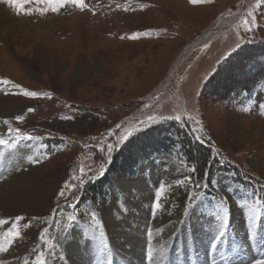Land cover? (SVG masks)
Returning a JSON list of instances; mask_svg holds the SVG:
<instances>
[{"label":"rangeland","instance_id":"obj_1","mask_svg":"<svg viewBox=\"0 0 264 264\" xmlns=\"http://www.w3.org/2000/svg\"><path fill=\"white\" fill-rule=\"evenodd\" d=\"M19 2L24 7L0 0V80L12 82L0 84V138L13 145L0 146V191L20 195L25 204L6 210L0 201V220L7 221L0 224V243L8 249L0 264H35L41 252L47 264L264 260V85L242 93L232 88L250 86L242 71L256 73L264 60V3L85 0L84 11L68 5L52 13L36 0ZM249 11L258 25L251 32L244 28ZM20 89L42 95L25 97ZM176 115L183 124L164 119ZM133 127L145 129L137 135L162 130L158 137L172 154L140 161L128 175L121 166L125 149L137 144L117 145L110 163L101 149ZM12 129L39 139H23ZM188 135L195 139L190 145ZM194 144L210 155L204 169L189 155ZM100 167H111L103 194L90 200L85 190L98 185L86 183L73 198L79 185L73 177ZM187 176L206 187L177 184ZM142 182L146 187L135 189ZM160 186L162 208L153 212ZM193 191L199 195L190 207ZM37 195L41 204L28 206ZM253 206L254 221L248 218ZM224 208L228 222L220 236ZM70 213L77 220L66 235Z\"/></svg>","mask_w":264,"mask_h":264},{"label":"snow or ice","instance_id":"obj_2","mask_svg":"<svg viewBox=\"0 0 264 264\" xmlns=\"http://www.w3.org/2000/svg\"><path fill=\"white\" fill-rule=\"evenodd\" d=\"M36 2L38 4H42L44 7L47 6L48 11H51L52 13H58L62 8L67 7L68 5H72L76 8H78L80 11H84L85 7H86L85 0H76V3H73V0H36ZM211 2H212V0H189V3L193 6L200 5L201 3H211ZM262 3H264V0H257L258 5H260ZM77 4L79 6H77ZM5 5H7V4H5ZM24 5L25 4L20 3L18 0L17 7H24ZM117 7H119V5H117ZM125 10H127V9H125ZM25 15L30 16L32 14L25 13ZM247 15H248V17H251V19H245L244 28H245V31L251 32L254 30L255 27L258 26L257 20H256L252 11H249ZM140 35H141L140 33H137V34L133 35L131 37V39H137ZM10 83H12V82L9 80H0V84H3V85H8ZM14 87L19 88V86H14ZM3 91L6 94H12V93H8L7 88H4ZM20 92H22L23 96L30 97V98H37L40 95H42L41 93H38L35 91H27V90H23V89H20ZM17 94H19V93H17ZM33 111H34V109L31 107H29L27 109V112H29V113H31ZM61 119H68V117H61ZM164 119L165 120H175L177 122H180L181 124L184 123L183 117L181 115H176L174 117L168 116V117H164ZM188 119L192 120V117H188ZM24 120H25V117L23 115H18L16 117V121L19 123H22ZM149 121L152 124L157 122L155 116L149 117ZM141 123H144V122H141ZM196 123H199V121H197ZM5 124H9V122L5 121ZM202 130L203 129L200 128V129H196L194 131H201L202 132ZM12 131L16 132L17 135L20 136L21 138L29 140V141H35V140L39 139V137H35L32 135H25L23 133H20L16 129H12ZM143 131H145V129H143L141 127H133L131 129H126L124 134L120 135V137L117 140L115 145L113 143H107L104 146V148L101 149L102 151H106L108 154L106 163L111 162L113 153L118 150L117 145H119L120 147H123L130 140V138H132L134 136V134H139ZM196 140L198 142H201V143L205 142L202 135H197ZM0 146H6V147L11 148L13 145L7 144L3 138H0ZM217 155H219V153H217ZM80 171L82 174L80 177H78V178L73 177V179H79V185L76 187L75 191H73V193H72L73 198L76 197L80 188L84 187V185L86 183H92L96 179H99L100 177H102L105 174V172L107 171V169L105 167H100L97 171L89 172V173H85L84 169H80ZM191 171L194 173L196 171V169L193 168ZM186 182L192 184L194 186V188L206 187V185H200L199 181L193 180L191 176H187L185 179H181V180L177 181V184L184 185ZM67 187H68V185L65 184L63 186V189H61L58 192V195L63 197L64 196V190L67 189ZM163 191H164L163 186H160L159 191H157L154 195L153 205H152L153 212L162 208V204L160 201H161V193ZM198 195H199V193L197 191H193L191 193V196L189 199V206L190 207H193L192 201L196 200ZM73 207H75V205H73ZM256 216H257L256 208L254 206L250 207L249 213H248L249 220L254 221L256 219ZM16 219H17V221H21V220H24L25 218L22 216H17ZM31 219L38 220L39 218L38 217H32ZM91 219L94 222L98 220L95 213H93ZM76 220H77V217L70 213L68 216V223L65 225V228H67L66 235L68 234L70 228L75 224ZM222 221H223V225L220 229V236H222L224 234V231L227 227V222H228V210H227V208L223 209ZM5 223H7V221L0 220V224H5ZM66 235H64L63 239L66 237ZM5 243H6V241H5ZM7 250L8 249H7V247L4 246V243H0V253L6 252ZM160 253H162V249L160 250ZM160 253H157V254H160ZM147 255L149 258H152L154 256V250L151 247L148 248ZM25 264H27V262H25ZM35 264H47V258L43 252H41L39 255L36 256ZM256 264H264V260H258V261H256Z\"/></svg>","mask_w":264,"mask_h":264},{"label":"trees","instance_id":"obj_3","mask_svg":"<svg viewBox=\"0 0 264 264\" xmlns=\"http://www.w3.org/2000/svg\"><path fill=\"white\" fill-rule=\"evenodd\" d=\"M258 47H263V46H258ZM262 58V57H261ZM258 71L256 73H252V71H250V73L248 72V68H245L242 71V74L247 76L248 79L251 80V84L250 86H238V87H232L234 90H238L240 91V93H242L243 91H251L252 89H254L258 84H260L261 82H264V60L262 61V63L259 65V67L257 68ZM245 76V77H246ZM234 86V85H231ZM247 87V88H245ZM239 93V94H240ZM162 130L159 131V133H156L154 130V127L150 130L147 131L145 134L143 135H137L134 134V137H132L124 146L125 148L130 149L131 146H133L132 149H134V146L137 144V150L134 149V151L132 150H126V153H128V156L126 157V162L122 163L121 166H125L124 167V172L128 175H134L135 174V170L136 167L139 166L140 161H143L145 159H149L152 156H154L155 154H169L171 155L172 150L168 147V144L165 143L167 142L165 139H161L160 134H161ZM159 135V137H158ZM194 137L191 136H187L186 137V141L187 143L190 145L193 141H194ZM59 141V140H58ZM194 148V149H193ZM190 148L191 153H189V155L195 156V160H196V164L198 167H202L203 169L206 167V163L208 161L209 158V153H207V151H205L204 149H201L202 147H200L198 144H194V147ZM198 150V151H197ZM133 152V154H132ZM122 154V153H121ZM120 156L122 158H124V155L122 154ZM189 156V157H190ZM118 160H120L118 158ZM223 162V161H222ZM229 163V162H228ZM114 166L116 167V160L114 162ZM107 171L105 172V174L100 177L99 179H97L96 181L89 183L92 186L94 185H98L97 188L95 190L89 189V190H85L87 193V197L90 198V200H92L93 196H91V194H95V198H97L99 195L103 194V187L105 186V182H107L109 174L111 172V167H106ZM214 171V170H213ZM198 172L201 174L202 172L199 171ZM198 173V174H199ZM196 174V176L198 175ZM200 176V175H198ZM213 177V172H210V179H212ZM209 179V182H210ZM88 188V187H87ZM98 192V194H97ZM84 193V195L86 194ZM80 201H84L83 199H80Z\"/></svg>","mask_w":264,"mask_h":264},{"label":"bare ground","instance_id":"obj_4","mask_svg":"<svg viewBox=\"0 0 264 264\" xmlns=\"http://www.w3.org/2000/svg\"><path fill=\"white\" fill-rule=\"evenodd\" d=\"M192 13L193 14H195V13H198V15H195V16H199V15H201V13H199V12H197V11H192ZM201 17V16H200ZM7 27V26H6ZM5 176V175H4ZM7 187V186H6ZM144 187H146L145 185H144V183L142 182V184H138V186H135V189H143ZM134 188V187H133ZM1 192V191H0ZM5 192H7V194L5 195V196H3V193H5ZM2 193V196L0 195V201H2V203L3 204H5L6 205V210H9L10 209V207L12 206V205H14V206H12V207H15V205H17V204H19L20 203V206H21V204H25L24 203V201L22 202V201H19V198L21 197L20 195L18 196V194H15V193H13V192H10L8 189H5L4 188V190L1 192ZM42 195H37V196H35L33 199L31 198V200L32 201H30L29 203H27L28 204V206H30V207H32V208H34L35 207V203H37V204H41V202L42 201H39V199H42V198H40ZM25 200V199H24ZM4 201H5V203H4ZM26 201V200H25Z\"/></svg>","mask_w":264,"mask_h":264}]
</instances>
